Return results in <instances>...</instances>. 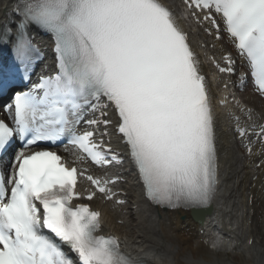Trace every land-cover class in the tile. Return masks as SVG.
Here are the masks:
<instances>
[{
	"label": "snow or ice",
	"instance_id": "6c2138e0",
	"mask_svg": "<svg viewBox=\"0 0 264 264\" xmlns=\"http://www.w3.org/2000/svg\"><path fill=\"white\" fill-rule=\"evenodd\" d=\"M183 2L197 23L206 21L216 29V39L221 38L216 16L221 17L264 96V0ZM12 13L14 39L13 28L6 26L0 41L13 42L26 71L38 51L28 29L50 33L59 70L15 95L14 109H8L13 126L0 120V152L16 139L22 145L11 177L6 181L0 173V264H77L62 245L76 254L78 264H143L123 253L116 237L96 234L99 212L86 204L72 206L81 198L78 177L108 199L114 195L109 185L116 181L86 175L62 163L56 152L34 148L68 133L69 144L94 164L108 166L112 150L102 138L112 121L87 119L93 130L82 133L76 127L88 111L107 116L103 109L111 105L147 198L169 208L207 207L218 184L215 121L188 34L161 0H17ZM205 31L212 34L211 28ZM223 60L227 66L217 63L219 71L233 73L235 60L230 55ZM102 98L108 103L102 104ZM241 111L252 119L251 109ZM259 135L264 138V125Z\"/></svg>",
	"mask_w": 264,
	"mask_h": 264
},
{
	"label": "bare ground",
	"instance_id": "6f19581e",
	"mask_svg": "<svg viewBox=\"0 0 264 264\" xmlns=\"http://www.w3.org/2000/svg\"><path fill=\"white\" fill-rule=\"evenodd\" d=\"M15 1L0 0V23ZM211 42L218 44L211 39L206 46ZM205 50L209 54L214 53V49ZM261 109V114L252 111L259 124L264 122L263 103ZM215 126L219 183L211 214L201 222L194 223L184 210L164 211L145 203L130 175L126 177L124 187L133 194L132 204L137 209L136 213H132L130 206L127 215H119L107 203H93L101 210L100 228L117 235L121 249L127 254L144 259L146 264H264V239L257 233L254 236L252 232L255 239L247 245L249 236H246V228L254 230L255 223L252 220L247 226L243 212L244 194L250 183L254 182L252 180L256 173L252 170L248 174L242 171L238 141L231 138L222 121H215ZM66 152L71 155L68 159L70 162L80 164L72 150L66 149ZM113 215L123 223H116ZM234 225H238L235 232L231 229ZM217 240L222 242L218 248L209 249L206 246V242L211 241L208 244L213 245Z\"/></svg>",
	"mask_w": 264,
	"mask_h": 264
},
{
	"label": "rangeland",
	"instance_id": "374dc122",
	"mask_svg": "<svg viewBox=\"0 0 264 264\" xmlns=\"http://www.w3.org/2000/svg\"><path fill=\"white\" fill-rule=\"evenodd\" d=\"M250 95V101H252V102H254V107H258V105H259V102L257 101V99L255 98V96L253 95V93L250 91L249 93H247V94H245V95H243V98L246 100V99H248V96ZM260 109H261V103H260V107H259ZM258 109V108H257ZM261 111H262V109H261ZM263 238H264V235L262 236Z\"/></svg>",
	"mask_w": 264,
	"mask_h": 264
}]
</instances>
